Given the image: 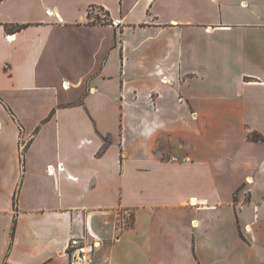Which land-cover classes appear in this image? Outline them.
<instances>
[{"label":"crops","instance_id":"1","mask_svg":"<svg viewBox=\"0 0 264 264\" xmlns=\"http://www.w3.org/2000/svg\"><path fill=\"white\" fill-rule=\"evenodd\" d=\"M73 236L264 264V0H0V264Z\"/></svg>","mask_w":264,"mask_h":264},{"label":"built area","instance_id":"2","mask_svg":"<svg viewBox=\"0 0 264 264\" xmlns=\"http://www.w3.org/2000/svg\"><path fill=\"white\" fill-rule=\"evenodd\" d=\"M93 247L83 237H71L65 248L68 264H96L92 257Z\"/></svg>","mask_w":264,"mask_h":264},{"label":"rangeland","instance_id":"3","mask_svg":"<svg viewBox=\"0 0 264 264\" xmlns=\"http://www.w3.org/2000/svg\"><path fill=\"white\" fill-rule=\"evenodd\" d=\"M93 10V11H92ZM91 16H93L94 18H93V21H102V18H100L99 16H97V17H95V14H94V11H95V9L93 8V9H91ZM104 19H107V17H105ZM106 21V20H105Z\"/></svg>","mask_w":264,"mask_h":264},{"label":"trees","instance_id":"4","mask_svg":"<svg viewBox=\"0 0 264 264\" xmlns=\"http://www.w3.org/2000/svg\"><path fill=\"white\" fill-rule=\"evenodd\" d=\"M21 27V25H16L14 28L15 29H18V28H20ZM10 29V28H9Z\"/></svg>","mask_w":264,"mask_h":264}]
</instances>
